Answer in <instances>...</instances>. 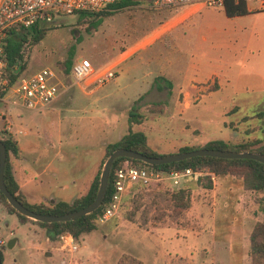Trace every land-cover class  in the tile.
I'll return each instance as SVG.
<instances>
[{
	"label": "rangeland",
	"instance_id": "rangeland-1",
	"mask_svg": "<svg viewBox=\"0 0 264 264\" xmlns=\"http://www.w3.org/2000/svg\"><path fill=\"white\" fill-rule=\"evenodd\" d=\"M249 5V13L235 17L222 7H201V13L165 34L176 22L162 24L180 14L182 7L153 10L147 1L105 15L97 28L79 23L78 14L57 16L46 37L33 45L23 75L53 70L59 90L68 87L62 104L37 111L0 103V112L12 122L13 135L24 149L23 158H38L37 167L29 164L36 181L27 201L71 202L87 193L101 175L107 145L130 127L145 133L162 155L178 153L184 146L200 148L214 139L264 142V8L254 1ZM143 53L138 70L123 71L115 79L117 70L106 85L113 90L106 99L90 94L105 84L77 83L72 74L63 73L71 54L74 63L86 59L102 68ZM134 75L144 88L155 81L160 89L136 98L131 90ZM157 101L167 102L164 111H149ZM131 111L140 114V122L130 123ZM18 128L26 132L19 134ZM213 186L206 189L198 181L140 185L125 202L126 210L135 207L132 198L140 205L136 221L123 213L98 224L80 240L86 247L73 254L55 253L56 261L116 264L123 253H131L144 264H251L250 234L257 221H264L260 193L245 190L241 180L229 176L217 178ZM182 187L190 189V208L176 214L165 203L157 205L160 191ZM146 216L149 229L139 223ZM9 223V229L0 232L7 242L0 246L5 259L46 264L47 257L36 248L38 229L10 218ZM15 238L18 241L10 248L8 243Z\"/></svg>",
	"mask_w": 264,
	"mask_h": 264
},
{
	"label": "trees",
	"instance_id": "trees-1",
	"mask_svg": "<svg viewBox=\"0 0 264 264\" xmlns=\"http://www.w3.org/2000/svg\"><path fill=\"white\" fill-rule=\"evenodd\" d=\"M147 1L150 4L153 0H120L110 4V10H104L101 12H80L78 13V22L87 23L88 27L97 28L102 23L103 17L105 15L113 14L117 10L123 8L137 7ZM149 7L153 10L159 9L154 8L151 5ZM224 10L229 17L240 16L250 12L246 0H227ZM53 24L54 23L39 21L30 28L16 27L11 29L5 40L4 54V58L7 61L6 76L10 78L11 82H16L18 78L24 74V71L28 66V59L31 55L33 45L41 43ZM25 43H28L29 47H27ZM74 64L73 55L71 54L65 62L63 73L65 75H70L72 73ZM166 105V101L153 102L149 105V111L163 112ZM130 117V123L133 121L140 122L141 116L137 112L131 111ZM0 139L5 143L7 148L5 183L10 192L29 209L42 214L60 215L84 208L95 200L100 183V172L93 180L88 192L81 195L80 197H77L71 202L56 200L49 204H45L43 202L39 204H30L23 194L20 184L13 171L12 158H18L20 155L19 143L12 134L2 135L0 133ZM118 148L136 150L148 156H162L161 153L151 147L148 137L145 133L141 131H134L131 127L129 128V132L123 135L121 139L107 145V156H109L114 150ZM198 148L199 147L184 146L180 152L190 151ZM200 148L252 151L264 154V142H262V140L259 138L236 144L222 139H214ZM125 159H130L134 163L145 166L149 169L184 171L188 168H191L195 171L203 172L204 174L200 176L198 183L202 184L206 189H212L214 187V182L210 173H215L217 178L225 176L236 178L241 180L245 190L260 193L259 201L264 206V163L254 159H229L213 156H196L161 165H150L141 160L128 157H119L115 159L112 165L107 193L102 205L94 212L71 221L50 223L31 219L19 213L17 209H15L9 203L6 196L1 191L0 204H3L9 212L17 214L22 220L39 224L41 227L47 230V234L51 239H57L60 241L61 235L65 232H69L73 234L77 240H80L84 235L98 228V216L106 207V204L113 193L114 172ZM159 197L161 201H159L157 205L162 206L161 204L165 203L166 208H172L176 214H180L182 211L190 208L192 203L190 189L186 187H182L173 191H160ZM132 200L135 203V207L132 210H126L124 204L123 213L127 219L136 221V214L140 208V205L136 203L137 200L135 198H132ZM147 222L148 218L146 216V218L144 217L143 221H140L139 223L144 228L149 229ZM249 256L251 264H264V221H257L250 234ZM1 263L4 264V255L0 248V264ZM116 264H144V262L131 253H123Z\"/></svg>",
	"mask_w": 264,
	"mask_h": 264
},
{
	"label": "built area",
	"instance_id": "built-area-1",
	"mask_svg": "<svg viewBox=\"0 0 264 264\" xmlns=\"http://www.w3.org/2000/svg\"><path fill=\"white\" fill-rule=\"evenodd\" d=\"M120 0H0V103L9 102L27 109L45 110L56 99L59 93L57 76L50 68H42L33 75H21L16 82L6 76L7 61L4 58L5 40L11 29L16 27L30 28L39 21L55 23L60 15H74L80 12H101L110 10L109 5ZM239 1V0H236ZM256 2L264 8V0H246ZM227 0H153L154 8L185 7L198 3L203 7L224 8ZM29 47L28 43H25ZM116 65L96 68L90 61L81 59L75 62L72 77L77 83L104 85L117 75ZM18 133L23 129L19 128ZM0 133L13 135V124L4 112H0ZM204 173L188 168L184 171H165L149 169L125 159L114 172L113 193L106 207L98 216L97 223L104 225L109 221L121 218L124 204L128 197L140 185L158 182H170L173 186L198 181ZM213 182L217 180L215 173ZM61 250L73 254L82 246L73 234L65 232L61 235ZM0 239V245H6Z\"/></svg>",
	"mask_w": 264,
	"mask_h": 264
},
{
	"label": "crops",
	"instance_id": "crops-1",
	"mask_svg": "<svg viewBox=\"0 0 264 264\" xmlns=\"http://www.w3.org/2000/svg\"><path fill=\"white\" fill-rule=\"evenodd\" d=\"M249 6L250 5L248 3V8H249ZM201 7H203V6L198 4V3H193V4H190L188 6L182 7V10H181L182 12L180 14L174 16L173 18L168 19L165 23L162 24V26H166L172 22L173 23L176 22L172 26H168V28H167V30H165L164 34L169 32V31L174 30L179 25H181L183 22L185 23L189 19H191L194 16H196L197 14L201 13L202 12ZM131 49L124 51L122 54L123 55L127 54L128 52H130ZM146 49H150V48L149 47L144 48L143 49V50H145L144 52L148 51ZM151 49H152V46H151ZM144 56H146V55L143 53L141 56H138L134 59L127 58V59H124L121 63L120 62L115 63V64H117L116 65V71L118 70V76L115 79H118L120 77V73L123 71L127 74H131L128 72H131L133 70H135V71L138 70L141 66H143L141 61L144 60L143 59ZM134 77H135L134 83L136 85L132 86V87L130 86V87H131L132 93L135 94L136 98L142 97L144 95H150V94L154 93L155 90L160 89V84L158 82L155 84V81L152 82L155 84V86H153L154 84H151L150 88H148V89L144 88L143 84L140 85L141 79H139L135 75H134ZM116 81H118V80H116ZM87 84H89V83L87 82ZM106 85H108V84L106 83L105 87L102 90L93 91L90 94L91 95L96 94L97 99H100V97L103 99L109 98L112 95L111 91H113V90H111L110 88H107ZM193 86H196V85L193 84ZM166 87L171 88V85H169V83H167ZM66 89H68V87L65 88V90L59 91L56 99L46 109H48V108L50 109V108H53L54 106H58V105L62 104V98L65 96V94H68V91ZM182 91L185 93L187 92L186 89H184ZM132 93H130V95ZM25 132L26 131L23 130V132L19 133V134H23ZM19 148H20L19 157L18 158H12L13 171H14L16 179L18 180V182L20 184V187H21L23 194L25 195L26 199L29 200V196L34 192L33 184L36 181V175H34L33 172H30L29 164L31 166L37 167L38 158H23L22 151L24 149L20 145H19ZM30 151H32V149H30ZM48 165H49V163H47V165L45 163L44 170H47ZM50 200L56 201L58 199L51 198ZM42 202H44V200L37 202V204L42 203ZM9 218L14 219V221H19L20 223H23V224L33 225L34 227H36L38 229L36 231V233L38 236L37 239L39 240V243H38V245H36V248L41 250V252L47 257L46 258V264L47 263L48 264H75L74 260H72V259L66 260L65 258L60 259V261L57 263V261H56L57 258L55 256V253H60V254L65 253V251L61 250V248H60L61 239H60V241L57 239H51L49 237V235L47 234V230L44 229L43 227H41L39 224L33 223L31 221L22 220L17 214L9 212L3 204H0V232H1V230L3 231L5 229H9V227H10ZM10 232H11V234L14 233L13 231H10ZM0 239H3L1 237V235H0ZM14 240H15V243H14L13 247L16 245L18 239L15 238ZM0 246H3V245H0ZM13 247H10V248H13ZM84 247H86L85 244L82 245L81 248H84ZM4 264H13V263L8 262L4 257ZM43 264H45V263H43Z\"/></svg>",
	"mask_w": 264,
	"mask_h": 264
},
{
	"label": "water",
	"instance_id": "water-1",
	"mask_svg": "<svg viewBox=\"0 0 264 264\" xmlns=\"http://www.w3.org/2000/svg\"><path fill=\"white\" fill-rule=\"evenodd\" d=\"M196 156H213V157L229 158V159H254L264 163V154L260 152H252V151L198 148L190 151H183V152L172 153L162 156H148L136 150L118 148L108 156L107 160L103 165L102 172L100 175V183L95 200L84 208L71 211L65 214L51 215V214L38 213L36 211L29 209L10 192V190L8 189L5 183L7 148L5 143L0 139V191L3 192L9 203L15 209H17L19 213L31 219L41 222H50V223L71 221L94 212L102 205L106 197L110 172L115 159L119 157H128L136 160H141L150 165H161V164H168L172 162L185 160ZM14 243L15 240L12 239L9 241L8 246L13 247Z\"/></svg>",
	"mask_w": 264,
	"mask_h": 264
}]
</instances>
